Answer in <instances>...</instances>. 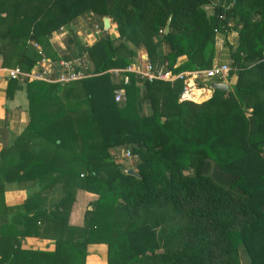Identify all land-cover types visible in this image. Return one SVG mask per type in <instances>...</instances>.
I'll return each instance as SVG.
<instances>
[{"label": "trees", "instance_id": "trees-1", "mask_svg": "<svg viewBox=\"0 0 264 264\" xmlns=\"http://www.w3.org/2000/svg\"><path fill=\"white\" fill-rule=\"evenodd\" d=\"M90 13L102 30L109 17L117 36L80 43L69 24ZM62 26L60 54L50 37ZM216 35L236 80L197 102L180 101L179 80L125 86L108 73L141 49L175 73L210 68ZM0 38L25 72L83 53L93 69L63 85L23 82L29 122L0 149L1 252L26 264H86L88 247L103 244L106 264H243L241 252L245 264H264V0H0ZM118 87L124 101L114 100ZM118 146L138 155L139 177L114 160ZM6 182L27 191L22 204H4ZM78 190L96 195L79 226L68 223ZM25 236L54 248L21 249Z\"/></svg>", "mask_w": 264, "mask_h": 264}, {"label": "crops", "instance_id": "crops-1", "mask_svg": "<svg viewBox=\"0 0 264 264\" xmlns=\"http://www.w3.org/2000/svg\"><path fill=\"white\" fill-rule=\"evenodd\" d=\"M1 16L4 17L5 13L2 12ZM93 22H96V17L91 13L80 15L74 18L69 26L76 33V37L80 43L84 46L90 45L96 39L94 31H91L93 27ZM97 23V22H96ZM111 23V21H110ZM111 30V31H110ZM105 31L115 33L116 30L110 24L109 29H104L101 34ZM68 26H62L59 30L53 31L50 37V42L55 49L62 51L65 50V38L68 35ZM227 40L231 45H235L238 41V33L236 30H230L227 33ZM9 41L5 38H0V149L4 146H9L13 144L20 132L26 127L29 122V112H28V99L25 89V80L10 79L7 76L6 69L15 67L12 61L16 58L14 52H8L7 58L5 54L9 50ZM216 54L213 59L212 65L217 63H230L228 49L223 44V38L220 35H216L215 39ZM145 54V50L141 49L137 55ZM185 56H181L179 60L184 59ZM6 59V60H5ZM235 76L228 78L226 83L232 86L235 83ZM216 82V81H211ZM230 89V88H228ZM27 196V191L18 186L15 182H6L4 184V204L9 207L20 205L23 203ZM96 195L84 191L78 190L75 196V201L72 203L70 214L68 216V223L70 225H81L82 217L85 206L87 203L95 199ZM0 220L3 217L0 216ZM18 228H22V224H17ZM12 237H9V243H11ZM19 238V237H18ZM22 242L21 249H41V250H53L54 241L50 238H41L35 236H25L20 237ZM89 256L87 258L86 264H106V249L103 244L90 245L88 247ZM5 256L1 257L0 254V264H26L22 259L19 261H12L7 255L10 254V249L5 248L2 251ZM0 251V253H2Z\"/></svg>", "mask_w": 264, "mask_h": 264}, {"label": "built area", "instance_id": "built-area-1", "mask_svg": "<svg viewBox=\"0 0 264 264\" xmlns=\"http://www.w3.org/2000/svg\"><path fill=\"white\" fill-rule=\"evenodd\" d=\"M93 27L98 38L101 35L102 28L96 22H93ZM32 45L37 49L40 48L36 42H33ZM92 70V64L87 54L83 53L78 57L60 58L57 61L42 58L27 72L23 71L21 67L15 66L6 69V73L10 79L40 80L57 82L63 85L91 75ZM229 71L230 66L228 63H217L203 70H185L175 73L168 69L166 64L161 66L153 64L145 53L137 55L134 61L125 67L110 68L108 73L117 83L125 86L131 83L132 78L140 87L155 80L171 83L179 80L182 82L180 101L197 102L202 98L211 96L213 91L210 86L211 81L226 82L229 78ZM114 100L116 102L125 100V89L123 87L114 90ZM123 156L132 158L133 154L128 149L123 152Z\"/></svg>", "mask_w": 264, "mask_h": 264}, {"label": "rangeland", "instance_id": "rangeland-1", "mask_svg": "<svg viewBox=\"0 0 264 264\" xmlns=\"http://www.w3.org/2000/svg\"><path fill=\"white\" fill-rule=\"evenodd\" d=\"M208 7V11H210L211 10V8H212V5H209V6H207ZM96 22L98 23V25L100 26V22L96 19ZM92 29H91V31H94V27H91ZM101 28V27H100ZM104 30V29H103ZM103 30H101V33H102V31ZM111 31V30H110ZM100 33V34H101ZM106 33V32H105ZM107 33H109V32H107ZM112 38H115V33H113V32H111V34H109ZM95 36H98V35H95ZM229 88L230 89H232V85L231 84H229ZM143 112H147V106L146 105H144L143 106ZM130 150V148H128V147H126V146H118V147H115V148H113L112 150H111V155L113 156V158H114V160L117 162V163H119V164H121V166L124 168V169H128V168H132V169H134V170H136L135 169V164L137 163V161H138V159H139V157H138V155L137 154H133V157L132 158H127V157H125V156H123V152L125 151V150ZM131 151V150H130ZM137 171V170H136ZM57 195H59V193L57 194ZM105 249H106V246H105ZM241 257H242V262H243V264H245L246 263V257H245V255H244V253L243 252H241ZM88 258V257H87Z\"/></svg>", "mask_w": 264, "mask_h": 264}, {"label": "water", "instance_id": "water-1", "mask_svg": "<svg viewBox=\"0 0 264 264\" xmlns=\"http://www.w3.org/2000/svg\"><path fill=\"white\" fill-rule=\"evenodd\" d=\"M170 20H171V17L168 19V22L165 26V30H164L165 32L169 31ZM102 21H103V29H105V30L109 29L110 24H111L110 18L105 16V17H103ZM210 86H211L212 90H221V91H227L229 88V86L226 82H212V83H210ZM126 172L129 174H132L134 176L139 177L138 172L132 168L126 169Z\"/></svg>", "mask_w": 264, "mask_h": 264}]
</instances>
